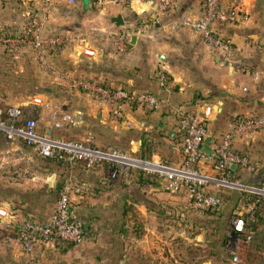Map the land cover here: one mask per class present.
I'll return each instance as SVG.
<instances>
[{"label": "crops", "instance_id": "1", "mask_svg": "<svg viewBox=\"0 0 264 264\" xmlns=\"http://www.w3.org/2000/svg\"><path fill=\"white\" fill-rule=\"evenodd\" d=\"M158 1L131 0L127 6L111 5L100 14L106 25L112 24V18L119 14L124 22L155 18L154 25L141 27L142 30L133 34L130 50L125 56H117L112 40L105 36L92 43L98 50L95 57L83 54L75 44L52 54L55 70L49 72V78L53 84L45 87L44 95L38 93L35 96L41 97L44 103L34 104L42 132L88 141L103 149L119 148L145 159L177 166L183 160L178 128L180 113H201L207 105L212 106L214 111L208 127L213 145L235 115L264 113V0H242L244 13L241 20L229 25H214L217 34L231 40L236 47L240 66L236 64L235 68L224 62L215 49L203 43L202 34L190 28L173 29L171 26L174 20L185 14L198 15L203 0H172L174 8L166 12L156 10ZM224 1L229 3L232 0ZM68 2L53 0L49 6V28L52 31H75L82 22L97 14L92 8V0H77L78 7L74 10ZM39 8V0H0V29L21 28L27 20L26 13ZM158 67L169 75L165 85H160L156 77ZM223 68L231 76H225ZM211 71L214 76L209 77ZM76 73L104 79L116 86L154 92L161 103L156 109L126 106L125 118L118 119L105 103L71 87ZM234 73L243 78L250 76L251 81L245 83L242 79L232 78ZM202 81L204 85H201ZM209 90H213L212 104L202 100V94ZM19 104L24 106V103ZM62 111L77 114L78 125L56 128L53 117ZM234 146L250 156L249 149L261 152L258 162L254 161L258 166L256 173L234 167V174L249 180H264V131L250 139L237 136ZM144 153L149 154L144 156ZM40 159L22 142L17 145L0 133V167L10 175L26 173V177L19 181L3 180L15 190L0 202V207L11 214L7 219L0 218L6 222L5 231L0 233V264H184L172 259L174 251L166 245L168 239L163 243L164 247L159 248V236L153 229L152 221L158 217L150 203L157 194L170 192L162 177L136 170L130 176L121 174L113 179L107 163L94 168L80 164L67 168L58 164L48 166ZM206 170L213 171L209 166ZM140 174L161 178L160 186L141 184L138 180ZM67 177H73L76 183L72 202L85 222V240L79 245L58 243L38 248L31 254L25 252L18 240L20 222L28 215L46 221L53 210L46 214L41 211V214V205L36 198L41 199L45 190L54 191L58 198ZM21 188L25 191L39 189L40 192L35 196L21 191ZM216 190L214 187V192ZM140 197L144 200L141 201ZM162 199L164 205L166 199ZM135 223H146V229H126ZM180 235L186 238L184 234ZM218 253L214 251L217 262ZM144 257L147 262L140 260Z\"/></svg>", "mask_w": 264, "mask_h": 264}, {"label": "built area", "instance_id": "2", "mask_svg": "<svg viewBox=\"0 0 264 264\" xmlns=\"http://www.w3.org/2000/svg\"><path fill=\"white\" fill-rule=\"evenodd\" d=\"M41 8L26 13V22L18 31L0 34V46L9 48L13 54L18 49L32 51L35 61L49 72L54 71L51 62L52 54L60 52L64 47L75 44L82 53L95 57L98 50L93 47L94 41L100 36L109 37L114 46L115 54L123 57L128 54L132 36L141 29L154 25L155 18L147 17L141 22L138 19L125 21L117 27L114 24H104L100 14L110 5L127 6L131 0H93L92 6L97 14L82 22L75 31H52L49 28V6L53 0H39ZM71 9L78 7L77 0H70ZM242 0H203L198 15L185 14L171 23L173 29L190 28L202 34L204 40L215 49L224 62L235 68L240 61L236 58V47L214 30L215 24L229 25L241 20ZM174 8L172 0H159L156 10L170 11ZM140 24V25H139ZM138 27V29H137ZM248 73L252 74L249 70ZM78 73V72H77ZM71 87L83 90L91 98L105 103L112 115L118 119L125 118L126 106L156 109L161 103L157 94L139 89L116 86L103 79L88 78L77 75ZM256 75V73H255ZM156 77L160 85H165L168 74L158 68ZM246 90V89H245ZM33 104L44 105L41 97H35ZM214 108L207 105L201 113H185L179 115V134L181 137L183 160L177 165H169L162 161L155 162L145 159L118 148L103 149L91 142L56 137L40 130L38 122L32 117H25L21 105H9L0 108V133L18 145L23 143L33 153L42 158L63 159L69 164L83 162L88 168L107 163L113 179L121 174L130 176L132 171L150 172L159 175L172 191L183 192L188 197V204L197 209H217L223 204L218 194L208 191V184L219 188L221 185L237 186L254 195V203L246 215L237 213L231 218L232 232L235 237L247 235L251 238V224L256 219L259 206L264 204V183L247 185L234 179V167L241 168L247 173L254 174L258 166L247 153L238 151L234 146L237 136L253 138L264 131V115L237 114L228 123L227 130L217 139L215 144L209 143V120ZM54 126L58 129L74 127L79 123L77 114L62 111L55 113ZM21 141V142H20ZM209 144L214 150L213 155L203 151L204 145ZM213 170L209 172L208 167ZM26 173L8 174L0 167V179L19 181ZM74 186L67 178L62 184L55 207L46 221L34 217H26L18 227V240L25 252L31 254L36 249L58 243L79 245L85 240V222L75 211L72 202ZM10 211L0 207V218L10 217ZM232 254V252H231ZM237 261L238 258L234 257Z\"/></svg>", "mask_w": 264, "mask_h": 264}, {"label": "rangeland", "instance_id": "3", "mask_svg": "<svg viewBox=\"0 0 264 264\" xmlns=\"http://www.w3.org/2000/svg\"><path fill=\"white\" fill-rule=\"evenodd\" d=\"M68 1L70 5H73L70 0ZM110 6L105 7L104 10ZM100 19L102 20V17ZM202 41L205 45H210L204 39ZM236 66H240V64ZM65 70L66 68L63 71ZM50 73L35 61L31 50L18 49L17 53L13 54L12 50L8 49L7 51L3 46L0 47V108L24 103L22 104L24 110H28L29 116L37 120L38 109L30 101H33L38 93L44 95L45 87L53 84L52 79L49 78ZM222 73L225 76H231L226 68L222 69ZM211 75L214 76V71L209 73V77ZM249 77L243 78L238 73L232 75V78L242 79L245 83L251 81ZM204 83L202 81L201 85H204ZM61 84L64 87L66 86V83ZM240 87L242 88L243 84ZM212 92L213 90H209L207 93L202 94V100L212 104ZM248 115H264V113L255 112ZM249 153L253 158L252 160L258 162L257 158L261 156V152L249 149ZM40 160L45 162L43 158ZM234 179L247 185H261L264 182L262 178L249 180V178H242L237 174H234ZM164 182L167 187L165 180ZM211 186V184H208L206 187L208 191L218 194L223 199V204L216 210L213 208L201 210L190 206L188 197L179 191L169 189V194L154 196L155 200L150 203V207L154 208L153 213L158 217L156 221H152V224L156 235L159 236V239L156 238L159 248L164 247L163 243L168 239L166 245H170L171 250L175 252H173L175 257L171 256L172 259H177L184 264H264V204L257 208L256 213L259 218L255 222V230L252 229V225L248 230V233L255 231L251 233V238H248V234L235 237L232 232L231 218L236 211H243L242 215H246V212L254 203L255 197L251 192L237 186L221 185L216 192H214V186ZM14 190L15 188L8 187L0 179V202L7 199ZM16 191L19 192L17 189ZM21 191L35 196L40 192L39 189L25 191L22 188ZM42 193L43 197L41 199L36 198L41 205L39 211L44 214L50 213L55 207L57 196L54 191L45 190ZM162 197L166 199L164 205ZM140 199L141 201L144 200L143 197H140ZM5 224L6 222L0 221V233L5 231ZM141 224L142 227H139L138 231L146 229V223ZM126 229L134 230L133 224L126 226ZM181 233L186 238L181 236ZM223 241H225L224 246L222 245ZM214 251H219L218 262L214 257ZM234 257H237L238 260L235 261ZM140 260L147 262L146 257Z\"/></svg>", "mask_w": 264, "mask_h": 264}, {"label": "trees", "instance_id": "4", "mask_svg": "<svg viewBox=\"0 0 264 264\" xmlns=\"http://www.w3.org/2000/svg\"><path fill=\"white\" fill-rule=\"evenodd\" d=\"M92 2H93V0H92ZM92 8L95 10V8L92 6ZM20 28H18V29H12V28H1L0 29V34H5V33H7V32H9V31H18ZM0 47H2V46H0ZM5 48V47H4ZM7 51H8V49L9 48H5ZM168 77H169V75H168ZM104 80V79H103ZM104 81H106V80H104ZM169 81V80H168ZM107 82V81H106ZM125 87V86H124ZM147 91V90H146ZM149 92H151V91H149ZM152 93H154V92H152ZM159 97V96H158ZM23 108V110H24V107H22ZM29 111L28 110H24V115H25V117L27 118V117H31V116H29ZM144 145H145V142L143 143ZM144 151H145V149H144ZM150 151V150H149ZM149 154V153H148ZM148 154H143L144 156H147ZM45 161H46V163H47V165L48 166H50V165H52V164H58V165H63V166H66L67 168L69 167V168H71V167H73V166H76V165H83L84 167H86V168H88L83 162H76V163H74V164H69V163H67L66 161H64L63 159H59V158H54V159H48V158H43ZM67 178H69V179H71L72 180V182H73V186H74V188L76 187V183H75V180H74V178L73 177H67ZM66 178V179H67ZM138 180H139V182L141 183V184H151V185H153V186H160V181H158L159 179H158V177L157 176H154V177H149V176H144L143 174H140L139 175V177H138ZM264 183V182H263ZM262 183V184H263ZM218 209V208H217ZM216 210V209H215ZM256 215H257V213H256ZM27 217H30V215H28ZM31 217H33V216H31ZM26 218V217H25ZM258 215L256 216V219H255V221L251 224L252 225V229L253 230H255V228H256V224H255V222H257L258 221ZM139 227L141 228L142 227V224L141 223H135L134 224V230H136V231H138L139 230ZM87 230H86V228H85V232H86ZM142 231V230H141ZM18 234V233H17ZM224 243L222 244L223 246H224V244H225V241H223Z\"/></svg>", "mask_w": 264, "mask_h": 264}, {"label": "water", "instance_id": "5", "mask_svg": "<svg viewBox=\"0 0 264 264\" xmlns=\"http://www.w3.org/2000/svg\"><path fill=\"white\" fill-rule=\"evenodd\" d=\"M111 21H112V24H114L117 27H120V26L124 25V23H125L123 16L121 14L114 16ZM211 141H212L211 137H209L208 142L210 143ZM203 151L209 155L214 154V150L212 149V147L209 144L204 145Z\"/></svg>", "mask_w": 264, "mask_h": 264}]
</instances>
